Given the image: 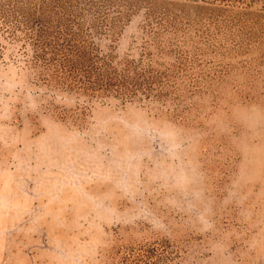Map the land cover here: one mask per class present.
<instances>
[{
	"label": "rangeland",
	"instance_id": "1",
	"mask_svg": "<svg viewBox=\"0 0 264 264\" xmlns=\"http://www.w3.org/2000/svg\"><path fill=\"white\" fill-rule=\"evenodd\" d=\"M36 19L161 84L50 80ZM0 264H264V0H0Z\"/></svg>",
	"mask_w": 264,
	"mask_h": 264
},
{
	"label": "trees",
	"instance_id": "2",
	"mask_svg": "<svg viewBox=\"0 0 264 264\" xmlns=\"http://www.w3.org/2000/svg\"><path fill=\"white\" fill-rule=\"evenodd\" d=\"M33 22L38 26L29 34L34 58L47 71L50 80L58 84L92 96L113 94L125 100L150 98L155 90L154 84H161L150 69L120 70L111 66L105 57L95 54L80 32L70 28L52 31L37 19Z\"/></svg>",
	"mask_w": 264,
	"mask_h": 264
}]
</instances>
